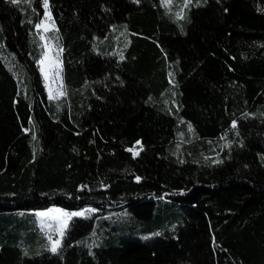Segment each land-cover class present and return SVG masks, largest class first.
<instances>
[{
    "label": "trees",
    "instance_id": "1",
    "mask_svg": "<svg viewBox=\"0 0 264 264\" xmlns=\"http://www.w3.org/2000/svg\"><path fill=\"white\" fill-rule=\"evenodd\" d=\"M183 3L48 0L50 100L43 0H0V264H264V0ZM51 206L96 209L56 253Z\"/></svg>",
    "mask_w": 264,
    "mask_h": 264
},
{
    "label": "snow or ice",
    "instance_id": "2",
    "mask_svg": "<svg viewBox=\"0 0 264 264\" xmlns=\"http://www.w3.org/2000/svg\"><path fill=\"white\" fill-rule=\"evenodd\" d=\"M11 3L17 4L19 0H10ZM28 2V0H26ZM192 0H184L183 6L180 7V10L175 13L177 19L185 18V9L191 4ZM161 6L164 7L168 12L172 11V3L173 0H160ZM43 8H44V16L47 21H51L52 17L49 12V4L48 0H43ZM35 27L39 30L43 27L44 32H48L50 29L55 30L54 22L50 25H45V21L41 20L39 23L35 25ZM41 40H45V36H40ZM57 44L53 45L50 41L43 45L44 51L42 53L41 59L37 61V64L40 66V72L45 80V87L49 92V99L55 100L59 99L60 96H63L65 93L62 90L63 85L60 84L59 87L53 88L52 84H55L56 80L61 79L60 73L62 71L60 65V54L63 51L62 48H59L58 41L59 37H56ZM54 55H50L53 53ZM123 59V56H121ZM52 72V84L49 83V73ZM232 127H236V121L232 122ZM189 130L191 131V125H189ZM25 131H28L25 129ZM182 135V134H181ZM35 139V136H33ZM139 146V147H137ZM142 145L140 141H136L133 147L127 149V151L131 152L133 157L138 156L139 152L142 151ZM140 178L137 177V180ZM87 187V186H84ZM96 209L85 208L80 211H65L62 208H49L46 211H39L35 213V216L40 218L39 223L41 226V230L44 235L47 237L50 243V251L56 253L62 246V241L65 236V233L69 227V222L74 217H86L88 214L95 212ZM54 236L56 238H54Z\"/></svg>",
    "mask_w": 264,
    "mask_h": 264
},
{
    "label": "rangeland",
    "instance_id": "3",
    "mask_svg": "<svg viewBox=\"0 0 264 264\" xmlns=\"http://www.w3.org/2000/svg\"><path fill=\"white\" fill-rule=\"evenodd\" d=\"M49 12H50V10H49ZM41 20H44L45 21V25H50L51 23H53V20H51V21H47L46 20V18L44 16V11H43L42 17L40 18V21ZM49 31H51V29ZM38 32H39L40 36L41 35L45 36V40H41L42 43H43V45L45 43H48L50 41L48 39V37H47V33L48 32H44L43 27L41 29H39ZM50 55H54V52L53 53H50ZM60 65H61V62H60ZM52 76H53V73L50 72L49 73V77H50L49 83L50 84H52ZM60 76H61V73H60ZM43 79H44V77H43ZM44 82H45V80H44ZM60 84L63 85L62 78L59 79V80H56L55 81V84H52V87L53 88H57V87H59ZM46 90H47V94L49 96L48 89L46 88ZM62 90H64V89H62ZM54 207L60 208V207H57V206H51V207H48V208H45V209H39V210L33 211V216H34V219L36 220V224H37V227H38L39 234L42 237H45L46 239H47V237L44 235L43 231L41 230V226H40V223H39L40 218H38L37 216H35V213L36 212H39V211H46L47 209L54 208ZM86 208H88V207H86ZM82 209H85V208H82ZM82 209H78V210H65V211H80ZM31 219H32L31 217H28V220L29 221H31ZM107 220L109 221L110 224L114 225L117 228L118 232L121 235L143 236V235L146 234V233L142 232L140 229H138V225L136 223H134V220L131 217V214H130V212L128 210H115L111 214L108 215ZM54 238H56V237L54 236ZM47 241H48V239H47ZM48 243H49V241H48ZM49 246H50V243H49Z\"/></svg>",
    "mask_w": 264,
    "mask_h": 264
}]
</instances>
